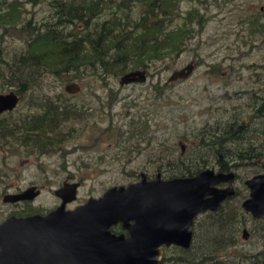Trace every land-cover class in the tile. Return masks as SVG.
<instances>
[{"label":"rangeland","instance_id":"rangeland-1","mask_svg":"<svg viewBox=\"0 0 264 264\" xmlns=\"http://www.w3.org/2000/svg\"><path fill=\"white\" fill-rule=\"evenodd\" d=\"M16 1L22 18H32L37 24L51 21L52 0ZM3 2L13 0H0V5ZM261 7L264 0H182V18L172 26L188 27L191 13L204 20V26L195 29L178 57L171 55L163 62L150 63L144 83L122 86L121 76L110 75L102 81L92 72H83L81 80H70L71 75L63 79L39 76L40 88L35 89L33 97L62 96L69 106L84 115V120L60 128L64 136L57 143L59 147L45 154L32 146L10 145L9 140L7 144L0 139V216L48 213L60 205L53 192L64 182L80 184L76 200L66 206L74 209L90 198L101 197L110 188L139 181L141 174L148 178L160 174L163 180L180 177L183 171L180 159L192 168L201 166L202 158L209 159L210 164L205 169L219 172L214 160L216 151L199 150V146L205 145L201 143L203 138L208 141L213 135H220L221 128L228 122H244L253 135L250 141L242 140L233 144L234 148L227 150V146L220 150L227 157L226 161L235 160L236 151L247 144L262 143L264 104L262 106L260 98L264 99V34L252 33L249 25L252 21L264 23ZM130 11L137 19L140 10ZM107 17L104 15L100 20ZM82 28L77 25L75 32ZM72 29H66V33ZM22 47L19 34L11 37L0 31V49L8 54L5 61ZM191 62L195 70L190 78L165 85L172 72ZM0 73L9 77L5 65ZM68 84H76L80 92L67 94L64 88ZM10 91L16 92V87L5 84L0 88V94ZM28 95L20 99L14 111L0 116V120L12 123L28 113ZM260 106L262 111L258 112ZM254 171L257 172L247 164L233 170L237 195L225 206V212L241 208L240 204L248 196L244 182L256 175ZM31 186L41 191L33 202L26 206L2 203L4 195L20 193ZM237 214L232 226L237 237L234 245L222 243L223 238L231 236V226L217 233L212 229L210 214L203 213L196 219L190 250L183 253L171 247L165 251V262L236 264L243 254L264 251V221H254L243 210H238ZM243 228H247L250 235L247 241L241 238ZM209 257H214L211 263L207 261Z\"/></svg>","mask_w":264,"mask_h":264},{"label":"trees","instance_id":"trees-1","mask_svg":"<svg viewBox=\"0 0 264 264\" xmlns=\"http://www.w3.org/2000/svg\"><path fill=\"white\" fill-rule=\"evenodd\" d=\"M181 2L182 0H52L53 17L51 21L41 24L33 22L32 18H22L17 12L16 0L3 2L0 5L4 7L0 8V31L11 37L19 34L23 47L9 61H5V55L8 54L0 49V70L5 65L10 78L0 73V88L5 84L16 87L15 93L21 97V101L32 93L28 95L30 111L13 124V129L7 130L9 134L20 132L19 142L45 154L59 147L57 143L64 136L60 128L70 122H83L84 115L69 106L64 97H33L35 89L40 88L38 77L42 74L58 79L71 75L70 80H81L84 73L92 72L97 73L102 78L100 80L104 81L110 75L122 77L136 71L148 74L150 63L163 62L171 55L178 57L184 51L186 42L194 35L195 29H201L205 23L191 13L188 14V27L184 29L180 25L172 26L182 18ZM130 10H140L137 19L133 18ZM119 12L121 16H118ZM104 15L108 17L101 21L100 18ZM259 23L252 21L249 24L252 33L264 34V23ZM77 25L83 27L78 33L75 32ZM71 27L73 31L66 33V29ZM34 75L37 77L33 78ZM260 99L263 106L264 99ZM257 111H262L261 106ZM0 129L4 130L6 127L0 126ZM249 133V127L244 122H228L221 128L220 135H213L208 141L203 138L201 143L204 142L205 145H200L199 150L206 148L216 151L214 160L219 172H233L247 164L256 169L254 174L264 173V141L257 146L247 144L248 146L240 148L235 153V160L230 158L226 161L227 157L220 153L227 146V150L234 148L233 144L239 141H250L253 133ZM202 159L203 164L197 168L187 166L180 159L183 171L180 177H174L190 178L206 170L210 160ZM237 209L242 210L237 207L225 212L223 208L218 216H209L213 220L212 229L217 233H222L224 227L231 226V236L222 241L225 246L237 242L236 231L232 229L238 216ZM260 221H264V218L257 222ZM209 259L207 261L211 263L214 257ZM236 264H264V251L253 255L243 254Z\"/></svg>","mask_w":264,"mask_h":264},{"label":"water","instance_id":"water-1","mask_svg":"<svg viewBox=\"0 0 264 264\" xmlns=\"http://www.w3.org/2000/svg\"><path fill=\"white\" fill-rule=\"evenodd\" d=\"M194 70L191 62L172 72L166 84L185 81ZM145 80L146 74L136 71L123 75L119 82L126 86ZM64 90L76 95L80 87L68 84ZM19 101L13 91L0 94V115L13 111ZM235 180L234 172L211 169L194 177L169 180L160 175L147 180L142 175L140 181L110 188L101 197L90 198L72 210L65 207L75 201L79 184L65 183L55 192L62 204L46 216L10 218L0 225V257H7L2 263L160 264L161 247L190 248L196 218L207 212L218 215L223 203L235 197ZM220 185L227 187L221 189ZM244 185L248 196L241 209L253 220L263 219L264 173L253 175ZM39 193L31 187L19 195L5 196L3 202L32 201ZM118 224L127 237L111 232ZM241 238L248 240L247 229H243Z\"/></svg>","mask_w":264,"mask_h":264},{"label":"flooded vegetation","instance_id":"flooded-vegetation-1","mask_svg":"<svg viewBox=\"0 0 264 264\" xmlns=\"http://www.w3.org/2000/svg\"><path fill=\"white\" fill-rule=\"evenodd\" d=\"M166 86H167V84H165ZM169 85V84H168ZM19 98L21 99V97L19 96ZM19 104V103H18ZM18 106V105H17ZM16 109V108H15ZM14 109V110H15ZM13 110V111H14ZM12 112V111H11ZM11 112H5V113H2L0 116H2L3 114H6V113H11ZM17 122H19V120H17V121H14V122H12V123H9V122H5V120H0V126H5L6 127V129H4V130H1L0 129V139L2 140V141H4V143H7L8 144V142H7V140H9L10 141V145H12L11 143H13V144H17V145H22V146H26L25 145V143L23 142H19V138H20V136H21V134H20V132H18V134H14V135H11V134H9V131H7V130H11V129H13V124L14 123H17ZM22 141V140H21ZM181 145V144H180ZM9 146V145H8ZM183 147H182V145H181V152H183ZM142 175H145V174H141L140 175V179H141V176ZM157 175H160V174H157ZM157 175L154 177V178H148L146 175H145V177H146V179L147 180H153V179H155L156 177H157ZM161 176V175H160ZM140 179H139V181H140ZM65 183H68V182H64L63 184H65ZM69 184H73V183H69ZM77 184H79V183H77ZM31 187H36V186H31ZM31 187H29V188H31ZM62 187H63V185H62ZM61 187V188H62ZM79 187H80V184H79ZM79 187H78V189H79ZM227 187V185H220L219 186V188H221V189H223V188H226ZM29 188H27L26 190H28ZM37 188V190H39L40 191V189L38 188V187H36ZM61 188H59V189H61ZM59 189H57V190H59ZM78 189H77V191H78ZM26 190H24V191H26ZM57 190H55L54 192H53V194H54V196L56 197V195H55V192L57 191ZM234 190H235V195H237V192H236V189H235V186H234ZM24 191H22V192H20V193H15V194H6V195H4L3 196V198H2V203L3 204H9V205H17V204H19V203H22L24 206H26L28 203H31V202H33L39 195H40V193H39V195L35 198V199H33L32 201H27V200H25V201H19V202H16V203H4L3 202V199H4V197L5 196H7V195H19V194H21V193H23ZM41 192V191H40ZM76 198H77V194H76ZM59 199V198H58ZM232 199H234V198H232ZM232 199H230V200H228V201H226V202H224L223 203V205H222V208H221V210L223 209V208H225V206L232 200ZM60 200V205L62 204V200L61 199H59ZM76 200V199H75ZM245 200V199H244ZM243 200V201H244ZM74 202V201H73ZM73 202H71V203H73ZM70 203H68L67 205H69ZM84 204V203H83ZM59 205V206H60ZM66 205V206H67ZM80 205H82V204H80ZM80 205H78V206H80ZM241 205V204H240ZM58 206V207H59ZM77 207V206H76ZM57 208V207H56ZM56 208H54V209H56ZM53 209V210H54ZM65 209L66 210H72V209H67L66 207H65ZM52 211V210H51ZM51 211H49V212H51ZM48 212V213H49ZM221 212V211H220ZM48 213H46V214H39V213H35V214H23V215H19V214H9V215H2V216H0V225L1 224H3L4 222H6L8 219H10V218H16V219H28V218H31V217H34V216H36V215H40V216H46ZM208 214H210V215H212V216H218V215H214V214H212V213H210V212H207ZM197 219V218H196ZM262 220V219H261ZM257 221H259V220H257ZM195 222H196V220H195ZM194 222V226H193V230H192V242H191V246H192V243H193V239H194V231H195V223ZM31 226V225H30ZM29 226V227H30ZM243 229H247V228H243ZM243 229H242V231H243ZM242 231H241V234H242ZM248 231V230H247ZM111 232L112 233H114L115 235H124L125 237H127L128 236V234H127V232L125 231V230H123L122 229V225L121 224H118L117 226H114V227H112L111 228ZM250 236V235H249ZM191 246H190V248H191ZM171 247H174V248H177V249H179L180 251H182L183 253H187L189 250H190V248L189 249H184V248H181V247H177V246H169V247H161L160 249H161V251H162V253H163V260H162V262L160 263V264H165L166 262H165V251L166 250H168L169 248H171ZM0 252H1V249H0ZM6 256H4V257H0V264H5V263H2L3 261L5 262V260H6ZM69 259H70V256H69ZM165 262V263H164ZM10 264V263H9ZM167 264V263H166ZM168 264H170V263H168ZM190 264H193V263H190ZM194 264H197V263H194ZM199 264V263H198Z\"/></svg>","mask_w":264,"mask_h":264}]
</instances>
